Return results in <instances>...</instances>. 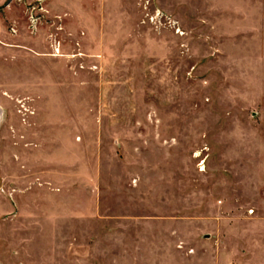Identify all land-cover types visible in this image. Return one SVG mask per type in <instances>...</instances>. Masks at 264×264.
<instances>
[{
    "label": "rangeland",
    "instance_id": "1",
    "mask_svg": "<svg viewBox=\"0 0 264 264\" xmlns=\"http://www.w3.org/2000/svg\"><path fill=\"white\" fill-rule=\"evenodd\" d=\"M0 106V174L83 143L96 204L182 219L185 253L264 231V0H0ZM27 187L0 176V264Z\"/></svg>",
    "mask_w": 264,
    "mask_h": 264
},
{
    "label": "crops",
    "instance_id": "2",
    "mask_svg": "<svg viewBox=\"0 0 264 264\" xmlns=\"http://www.w3.org/2000/svg\"><path fill=\"white\" fill-rule=\"evenodd\" d=\"M0 107L2 126L5 110ZM68 146L76 147L79 156L58 164V169L50 162L47 173L9 175L7 162L1 163L0 176L7 185L29 186L15 191L29 200L25 205L17 201L20 220L14 224L30 232L27 237L5 238L3 264H264V231L246 236L245 252L227 247L222 255L185 253L182 219L152 221L130 210L96 204L94 192L88 191L99 178L83 177V143Z\"/></svg>",
    "mask_w": 264,
    "mask_h": 264
},
{
    "label": "water",
    "instance_id": "3",
    "mask_svg": "<svg viewBox=\"0 0 264 264\" xmlns=\"http://www.w3.org/2000/svg\"><path fill=\"white\" fill-rule=\"evenodd\" d=\"M3 114V109L0 107V117L2 116Z\"/></svg>",
    "mask_w": 264,
    "mask_h": 264
}]
</instances>
